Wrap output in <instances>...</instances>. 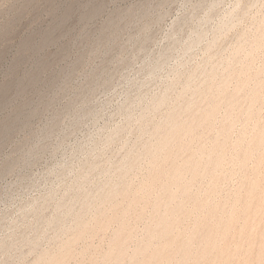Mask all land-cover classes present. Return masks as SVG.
Listing matches in <instances>:
<instances>
[{
	"label": "rangeland",
	"instance_id": "1",
	"mask_svg": "<svg viewBox=\"0 0 264 264\" xmlns=\"http://www.w3.org/2000/svg\"><path fill=\"white\" fill-rule=\"evenodd\" d=\"M0 264H264V0H0Z\"/></svg>",
	"mask_w": 264,
	"mask_h": 264
},
{
	"label": "bare ground",
	"instance_id": "2",
	"mask_svg": "<svg viewBox=\"0 0 264 264\" xmlns=\"http://www.w3.org/2000/svg\"><path fill=\"white\" fill-rule=\"evenodd\" d=\"M172 138V137H171ZM162 139V138H161ZM259 140V139H258ZM160 148V147H159ZM163 171V170H162ZM181 175V174H180ZM179 176V175H178ZM256 184V183H255ZM166 185V184H165ZM254 186V185H253ZM189 187V186H188ZM249 190V189H248ZM171 195V194H170ZM169 195V196H170ZM250 195V194H249ZM173 197V196H172ZM160 199V198H159ZM169 199V198H168ZM157 209V208H156ZM255 215V214H254ZM229 217V216H228ZM168 225V224H167ZM241 229V228H240ZM208 230V229H207ZM246 230V229H245ZM250 230H252V229H250ZM161 231V230H160ZM242 233V232H241ZM208 235V234H207ZM209 240V239H208ZM173 246V245H172ZM166 251V250H165ZM229 251V250H228ZM135 254V253H134ZM186 254V253H185ZM184 255V254H183ZM146 258V257H145ZM148 258V257H147ZM141 261V260H140ZM139 261V262H140ZM213 263V262H212Z\"/></svg>",
	"mask_w": 264,
	"mask_h": 264
}]
</instances>
